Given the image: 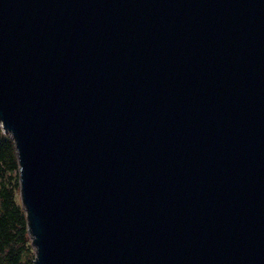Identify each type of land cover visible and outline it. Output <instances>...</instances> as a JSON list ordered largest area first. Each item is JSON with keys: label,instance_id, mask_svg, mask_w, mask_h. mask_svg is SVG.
Returning <instances> with one entry per match:
<instances>
[{"label": "water", "instance_id": "95a60500", "mask_svg": "<svg viewBox=\"0 0 264 264\" xmlns=\"http://www.w3.org/2000/svg\"><path fill=\"white\" fill-rule=\"evenodd\" d=\"M0 125L33 264H264V0H0Z\"/></svg>", "mask_w": 264, "mask_h": 264}, {"label": "trees", "instance_id": "16d2710c", "mask_svg": "<svg viewBox=\"0 0 264 264\" xmlns=\"http://www.w3.org/2000/svg\"><path fill=\"white\" fill-rule=\"evenodd\" d=\"M18 188L15 143L0 126V264H33L35 258Z\"/></svg>", "mask_w": 264, "mask_h": 264}, {"label": "rangeland", "instance_id": "374dc122", "mask_svg": "<svg viewBox=\"0 0 264 264\" xmlns=\"http://www.w3.org/2000/svg\"><path fill=\"white\" fill-rule=\"evenodd\" d=\"M1 126V125H0ZM7 134V133H6ZM9 135V134H8ZM10 136V135H9ZM18 166H19V164H18ZM17 199L20 201V203L22 204V202H21V197H20V188H18V191H17ZM24 209V208H23Z\"/></svg>", "mask_w": 264, "mask_h": 264}]
</instances>
